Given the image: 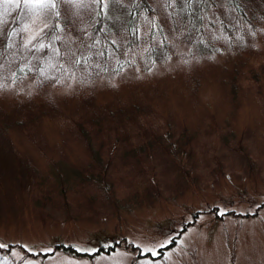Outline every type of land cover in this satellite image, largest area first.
I'll use <instances>...</instances> for the list:
<instances>
[{
	"label": "rangeland",
	"instance_id": "rangeland-1",
	"mask_svg": "<svg viewBox=\"0 0 264 264\" xmlns=\"http://www.w3.org/2000/svg\"><path fill=\"white\" fill-rule=\"evenodd\" d=\"M237 1L60 3L55 31L0 3V264H264V0Z\"/></svg>",
	"mask_w": 264,
	"mask_h": 264
},
{
	"label": "snow or ice",
	"instance_id": "snow-or-ice-1",
	"mask_svg": "<svg viewBox=\"0 0 264 264\" xmlns=\"http://www.w3.org/2000/svg\"><path fill=\"white\" fill-rule=\"evenodd\" d=\"M88 2L89 0H0V3L2 4H15L17 8H19L21 4H23L29 10V12L32 13L37 18L41 15H46L49 12H51V15L57 18L56 23L51 25V30L53 31H55L56 28L59 27L58 18L60 17V11L57 8L58 4L65 3V4L72 5L74 8L79 9L81 6L85 5ZM90 2L96 3L97 5L103 4L104 6H107L106 0H90ZM184 2L190 3L191 0H184ZM165 3L167 6H171L172 4L176 3V0H165ZM169 15H171V13H169ZM4 22H5L4 19L0 18V25H2ZM34 22L35 20H33V23ZM153 26H155L154 22H153ZM28 27H29L28 25H25V30H27ZM44 27L48 28L50 26L49 24L46 23ZM254 34L255 33H253V35ZM56 38L58 39L59 37H56ZM39 47L43 48L44 45L41 44L39 45ZM71 55L75 56V53L73 52L71 53ZM75 62L78 64L80 61L77 59ZM85 62H87V58H85ZM185 63H187V61H185ZM25 67H27V65ZM2 68H3V64H0V69ZM20 71L23 72L24 68H21ZM43 74H44V70L41 69V75ZM15 82H16V74L12 73V83L15 84ZM6 87H9V86L4 83V78L2 75H0V90L5 89ZM219 214L223 215L224 213L220 212ZM3 247H5V245L3 243H0V248H3ZM161 247H164V245H161ZM76 250L81 251V249L79 248H77ZM49 251H52V250L50 249ZM91 251L94 252L97 250L93 249ZM155 254L156 253L153 252V255Z\"/></svg>",
	"mask_w": 264,
	"mask_h": 264
},
{
	"label": "trees",
	"instance_id": "trees-1",
	"mask_svg": "<svg viewBox=\"0 0 264 264\" xmlns=\"http://www.w3.org/2000/svg\"><path fill=\"white\" fill-rule=\"evenodd\" d=\"M145 1V0H144ZM200 2L201 0H191L190 3H185L184 2V7H185V15L186 17H188L189 15V21L190 23L192 24L193 22H195V25L198 24V20L199 18L197 17V12H193L191 14H188V12H192L194 11L196 8H198L200 6ZM232 4H234L235 6H237L238 4V1L237 0H231ZM238 11H241V8H237ZM134 14V11L132 12ZM130 17V16H129ZM251 17H253V13H251ZM185 18H183L184 20ZM131 23V20L128 22V26L130 25ZM110 26V25H109ZM8 47V44L6 43V41L4 39H1L0 40V64H5L6 62V54L4 55L5 53V49ZM11 50H8L7 52L9 53H13V52H10ZM163 55H167V47L166 45H161V47H158V48H153L151 50V54H150V57L153 56V60L152 61H156V60H159ZM27 67H25L26 65ZM25 64H22L21 66H17L15 67L16 70H14V73L16 74V79L18 78H22V77H30V78H33V79H36L37 77H41L42 75L37 72L40 70V62L36 63L37 65H33L35 63L33 62H26ZM21 68H24V71L21 72L20 69ZM30 69V70H29ZM13 70V69H11ZM11 70H1V74H4V71H11ZM12 78V76H11ZM1 128H3L2 126H0ZM3 140L0 139V145L4 144V142H2ZM2 164L0 163V166ZM1 168V167H0ZM2 169H0V173H1ZM197 212L193 214L194 217L197 216ZM55 249H58V250H61L62 252L66 253V254H69V255H74V256H81V255H85V253H83L82 251H77L73 245L71 244H62V243H59V244H56L55 245Z\"/></svg>",
	"mask_w": 264,
	"mask_h": 264
}]
</instances>
